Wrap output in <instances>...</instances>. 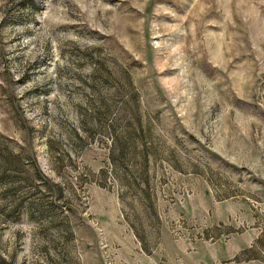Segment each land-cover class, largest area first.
Instances as JSON below:
<instances>
[{
  "label": "rangeland",
  "instance_id": "374dc122",
  "mask_svg": "<svg viewBox=\"0 0 264 264\" xmlns=\"http://www.w3.org/2000/svg\"><path fill=\"white\" fill-rule=\"evenodd\" d=\"M0 264H264V0H0Z\"/></svg>",
  "mask_w": 264,
  "mask_h": 264
}]
</instances>
